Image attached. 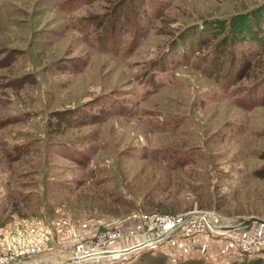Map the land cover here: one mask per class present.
I'll use <instances>...</instances> for the list:
<instances>
[{
  "label": "rangeland",
  "instance_id": "obj_1",
  "mask_svg": "<svg viewBox=\"0 0 264 264\" xmlns=\"http://www.w3.org/2000/svg\"><path fill=\"white\" fill-rule=\"evenodd\" d=\"M193 213L264 221V0H0L7 264L65 261L77 243L123 249L149 215ZM188 227L168 238L236 250L207 264H264V247ZM250 227L233 233L264 242V225ZM115 230L135 234L97 243ZM168 238L101 264H178Z\"/></svg>",
  "mask_w": 264,
  "mask_h": 264
},
{
  "label": "built area",
  "instance_id": "obj_2",
  "mask_svg": "<svg viewBox=\"0 0 264 264\" xmlns=\"http://www.w3.org/2000/svg\"><path fill=\"white\" fill-rule=\"evenodd\" d=\"M193 214L195 218L192 219H186L185 217L179 219L168 215H149L147 220L148 224L145 225V228L142 231H140L139 234L137 233V235L140 237V240L133 243L132 245H128L123 249H115L114 251H110L105 249H99L96 246L86 249L83 244L77 243L74 248L75 251L73 255L71 257H68L67 259H70L69 262L91 261L92 262L91 264H101L102 260L109 256L112 255L124 256L142 247L148 245H155L156 243H159L167 239L169 236H171L174 233H180V231H177L178 228L180 229L182 227H186L187 231L185 232L191 235L190 233L192 232L190 231L188 225L192 224L195 220H198L200 222L201 231H204L206 228L210 230H216L209 223H207V217L205 215H202L200 213H193ZM251 229L252 227L248 228L247 231H250ZM235 231H236L235 229L216 230V232L214 233L227 235L229 239H231L233 244L241 250H253L259 247H264V242H256V241L248 242L245 240V235H237L233 233ZM134 234L135 233L132 231H126V232H122L120 230L108 231L103 233L97 238V243H99L100 241L106 238L115 240L123 237H128ZM253 237H255V235H253ZM7 260L8 259L6 255L0 254V264H7Z\"/></svg>",
  "mask_w": 264,
  "mask_h": 264
},
{
  "label": "crops",
  "instance_id": "obj_3",
  "mask_svg": "<svg viewBox=\"0 0 264 264\" xmlns=\"http://www.w3.org/2000/svg\"><path fill=\"white\" fill-rule=\"evenodd\" d=\"M259 224L264 225V221L259 219ZM188 239L192 243L199 244L201 240H196V237L188 236L184 238L182 235H173L172 238H168L165 242L166 246H164V251L169 254L172 259H180L186 258L190 256H196L200 258H204L207 262L210 261H219L227 258L230 254L234 255L236 250L233 246L227 245L223 238H210L208 239V245L204 247H189Z\"/></svg>",
  "mask_w": 264,
  "mask_h": 264
},
{
  "label": "trees",
  "instance_id": "obj_4",
  "mask_svg": "<svg viewBox=\"0 0 264 264\" xmlns=\"http://www.w3.org/2000/svg\"><path fill=\"white\" fill-rule=\"evenodd\" d=\"M262 80L263 79H261L260 83L262 82ZM139 252H141V249H138L136 251H133L131 253H128V254L124 255V257H126L128 255H129V257H131L135 253H139ZM249 255H251V257H252L251 259H247V260H234L232 262H227L226 264H261V261H260L261 259L259 257H256L257 255H253V254H249ZM129 257H127V258H129ZM130 260H128V261H126L125 263H122V264H129ZM177 263L178 264H207V262H206V260L204 258H200V257H196V256H190V257H186V258H180L177 261ZM131 264H136V263L134 261V263H131ZM220 264H224V263H220Z\"/></svg>",
  "mask_w": 264,
  "mask_h": 264
},
{
  "label": "water",
  "instance_id": "obj_5",
  "mask_svg": "<svg viewBox=\"0 0 264 264\" xmlns=\"http://www.w3.org/2000/svg\"><path fill=\"white\" fill-rule=\"evenodd\" d=\"M252 222H259V219H257L256 217H251L250 219H245V220L239 222L237 225L215 226L212 224L211 226L216 230H232V229L243 227V226H246V228H249L250 225L252 224ZM69 261H70V259H67L66 261H58V262L51 263V264H63V263H67Z\"/></svg>",
  "mask_w": 264,
  "mask_h": 264
}]
</instances>
